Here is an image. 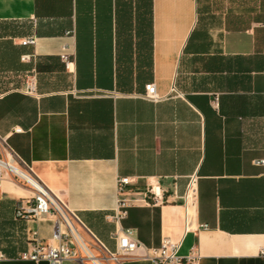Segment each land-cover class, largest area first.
<instances>
[{
	"label": "crops",
	"instance_id": "1",
	"mask_svg": "<svg viewBox=\"0 0 264 264\" xmlns=\"http://www.w3.org/2000/svg\"><path fill=\"white\" fill-rule=\"evenodd\" d=\"M0 135L111 251L128 177L139 202L122 226L144 245L169 239L191 264H264V0H0ZM153 184L163 205L146 197ZM21 203L32 190L5 175L0 264H49L20 259L53 231L17 217Z\"/></svg>",
	"mask_w": 264,
	"mask_h": 264
},
{
	"label": "built area",
	"instance_id": "2",
	"mask_svg": "<svg viewBox=\"0 0 264 264\" xmlns=\"http://www.w3.org/2000/svg\"><path fill=\"white\" fill-rule=\"evenodd\" d=\"M33 40H25L24 45L32 44ZM61 59L67 69L72 65L71 56L67 52L61 54ZM26 93H34L36 85L31 83L26 86ZM144 98L157 102L158 95L155 84L145 86ZM20 133L21 129L15 130ZM264 164V160L259 162ZM5 175L11 176L15 181L25 183L33 192V205L20 204L17 217L45 219L53 222V231L48 243H36L29 252L22 253L20 259L35 263L46 261L49 264H63L67 260H75L81 264H105L106 262L119 263L126 258H137L150 261L152 264H191L192 259L186 262L179 257V244L169 239L162 241L159 247H148L135 238L132 230L124 229L123 220L128 215V210L138 199L129 198L131 187L135 182L131 178H119V198L116 206L109 216L115 230L112 239L115 241L116 250L111 251L102 243L89 228L82 222L77 212L71 210L66 203L58 198L37 176L31 165L25 162L10 146L8 139L0 135V180ZM196 178L192 177L184 194L185 205L190 206L194 200ZM146 197L154 206L165 203V193L158 184H153L146 192ZM83 232L91 240L88 241ZM264 255V248L261 249Z\"/></svg>",
	"mask_w": 264,
	"mask_h": 264
},
{
	"label": "rangeland",
	"instance_id": "3",
	"mask_svg": "<svg viewBox=\"0 0 264 264\" xmlns=\"http://www.w3.org/2000/svg\"><path fill=\"white\" fill-rule=\"evenodd\" d=\"M18 182L23 183V182H21V181H18Z\"/></svg>",
	"mask_w": 264,
	"mask_h": 264
}]
</instances>
